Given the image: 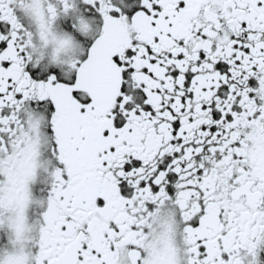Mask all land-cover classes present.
<instances>
[{"label": "flooded vegetation", "instance_id": "af4514ba", "mask_svg": "<svg viewBox=\"0 0 264 264\" xmlns=\"http://www.w3.org/2000/svg\"><path fill=\"white\" fill-rule=\"evenodd\" d=\"M0 264H264V0H0Z\"/></svg>", "mask_w": 264, "mask_h": 264}]
</instances>
